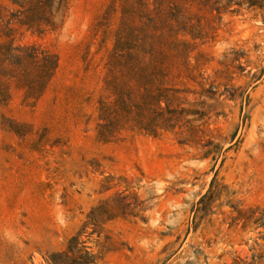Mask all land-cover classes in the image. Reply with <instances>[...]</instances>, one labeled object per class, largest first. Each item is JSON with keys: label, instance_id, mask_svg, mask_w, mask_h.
<instances>
[{"label": "rangeland", "instance_id": "rangeland-1", "mask_svg": "<svg viewBox=\"0 0 264 264\" xmlns=\"http://www.w3.org/2000/svg\"><path fill=\"white\" fill-rule=\"evenodd\" d=\"M108 2L69 0L54 32L24 38L54 53L58 70L34 106L16 86L0 102V264H48L77 234L96 264L249 262L264 248V71L250 80L264 70L260 17L222 14L178 62L181 97L210 106L203 140L211 144H180L178 128L103 144L97 101L119 19L104 18ZM231 50L244 55L220 73ZM211 146L216 160L201 158Z\"/></svg>", "mask_w": 264, "mask_h": 264}, {"label": "trees", "instance_id": "trees-1", "mask_svg": "<svg viewBox=\"0 0 264 264\" xmlns=\"http://www.w3.org/2000/svg\"><path fill=\"white\" fill-rule=\"evenodd\" d=\"M68 3L69 0L0 2L3 105L8 104L11 87L16 86L22 91L23 104L34 106L55 77L57 56L36 42H24V38L27 35L41 38L54 32ZM243 9L256 13L264 29V0H109L104 18L117 13L119 19L112 49L104 63L96 109V140L110 143L123 132L157 137L178 128L183 129L180 144L193 143L201 149L211 144L203 140L210 106L204 102L189 105L181 97L183 91L173 82L179 79L178 62L185 63L194 49L193 41L212 35L214 20L219 21L222 14ZM242 55L243 51L231 50L220 63L223 67L220 73L230 74L232 64ZM198 57L203 55L199 53ZM261 62L264 63V58ZM263 71L254 72L250 80L257 82ZM217 87L212 83L204 91L208 99H214ZM188 105L189 108L184 107ZM219 152L211 146L202 152L201 158L211 157L215 161ZM238 214L239 218L243 215L240 211ZM99 216L92 210L87 224L96 229L101 223ZM79 235L69 239L64 251L50 255L48 264H96L95 255L82 246ZM263 259L264 248L260 254H253L249 262L235 257L233 264H258Z\"/></svg>", "mask_w": 264, "mask_h": 264}]
</instances>
